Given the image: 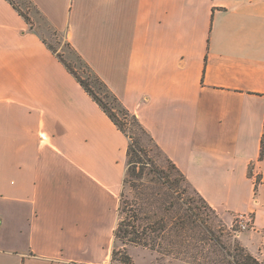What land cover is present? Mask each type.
Listing matches in <instances>:
<instances>
[{"label": "crops", "instance_id": "crops-1", "mask_svg": "<svg viewBox=\"0 0 264 264\" xmlns=\"http://www.w3.org/2000/svg\"><path fill=\"white\" fill-rule=\"evenodd\" d=\"M30 1L34 22L0 0V264H110L115 248L129 138L52 36L226 224L252 216L238 242L260 257L264 0Z\"/></svg>", "mask_w": 264, "mask_h": 264}, {"label": "trees", "instance_id": "trees-1", "mask_svg": "<svg viewBox=\"0 0 264 264\" xmlns=\"http://www.w3.org/2000/svg\"><path fill=\"white\" fill-rule=\"evenodd\" d=\"M28 21L16 0H8ZM29 7H34L30 0H22ZM71 47V46H70ZM72 48V47H71ZM73 49V48H72ZM74 50V49H73ZM78 60L93 77L99 90L107 99H111L125 118L136 126L139 136L132 140L116 113L66 62L68 70L76 77L84 89L103 108L116 126L129 138L126 171L123 190L118 208L119 220L115 230V246L123 242L124 246H133L157 252L162 260L182 261L190 264H260L259 261L237 242V253L230 261L231 253L217 239L212 238L203 221L197 220L192 212L190 195L199 196L209 209L206 200L198 193L182 170L172 161L152 139L146 128L135 114L130 112L108 88L96 73L74 50ZM64 61V60H62ZM149 138V139H147ZM151 144L152 152L163 155L158 161L144 145ZM148 145V146H149ZM214 211V210H213ZM214 242L215 247L223 250L219 258H211L205 253V245ZM125 248V247H124ZM206 254V255H205ZM131 264L132 259L127 249L114 248L111 262Z\"/></svg>", "mask_w": 264, "mask_h": 264}, {"label": "rangeland", "instance_id": "rangeland-1", "mask_svg": "<svg viewBox=\"0 0 264 264\" xmlns=\"http://www.w3.org/2000/svg\"><path fill=\"white\" fill-rule=\"evenodd\" d=\"M18 4H20V7L24 10L26 13H34L33 8L27 6L24 4L22 0H16ZM32 21V20H31ZM34 22V21H32ZM54 39L52 41V45L56 49H59V55L64 58L66 62L70 64L72 69L83 78V80L87 81L90 85V87L102 98L104 99V102L107 104V106L116 113L120 121L125 126L126 130L129 132V134L132 136V140H136L139 136V131L136 129L137 127L132 125L130 120L128 118H125L123 114L119 111V109L115 106L114 102L111 99H107L105 97V94L103 91L99 90L98 86L95 84V81L93 77L89 75L87 72L85 66L78 60L77 55L75 54L74 50L70 47L68 42L59 39L57 37H53ZM141 132V131H140ZM149 139V138H147ZM144 145L147 150L151 154L154 155V157L160 161V158H163V155L152 152L151 144ZM191 199L194 200L192 202V212L195 218L197 220L203 221L206 228L209 230L207 231L208 234L212 236V238H215L220 243L226 247V249L231 253L230 261L233 262V255L237 253L236 247L238 246V236L241 232H237V223H236V216L234 218V221L232 224H226V222L216 213V211H213V209H209V207L206 206L205 203L202 202V200H199V196L197 195H190ZM214 242L210 240V243L205 245V253L211 257V258H219L222 254L223 250L219 246L215 247L216 252H213L214 249ZM125 247V248H124ZM117 250H123L127 249L128 253L131 256L132 262L131 264H186L182 261H170V260H162L159 257V254L157 252H153L147 249H143L140 247H133V246H124L123 242H118L115 246ZM205 254V255H206ZM110 264H121L119 261L116 262H110ZM190 264V263H187ZM231 264V263H230ZM234 264V263H232Z\"/></svg>", "mask_w": 264, "mask_h": 264}, {"label": "built area", "instance_id": "built-area-1", "mask_svg": "<svg viewBox=\"0 0 264 264\" xmlns=\"http://www.w3.org/2000/svg\"><path fill=\"white\" fill-rule=\"evenodd\" d=\"M252 216L250 214L241 213L236 216L237 232H242L249 229L252 226ZM260 264H264V252L258 258H256Z\"/></svg>", "mask_w": 264, "mask_h": 264}]
</instances>
